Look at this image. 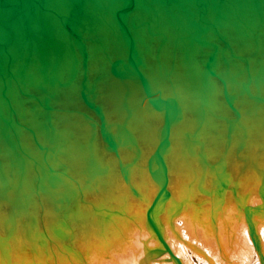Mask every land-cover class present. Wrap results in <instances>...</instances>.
<instances>
[{
    "label": "bare ground",
    "instance_id": "1",
    "mask_svg": "<svg viewBox=\"0 0 264 264\" xmlns=\"http://www.w3.org/2000/svg\"><path fill=\"white\" fill-rule=\"evenodd\" d=\"M0 264H264V0H0Z\"/></svg>",
    "mask_w": 264,
    "mask_h": 264
},
{
    "label": "water",
    "instance_id": "2",
    "mask_svg": "<svg viewBox=\"0 0 264 264\" xmlns=\"http://www.w3.org/2000/svg\"><path fill=\"white\" fill-rule=\"evenodd\" d=\"M70 34H71V33H70ZM72 35H75V37H77V38L80 36L78 32H75V34H72ZM85 57H86V56H85ZM114 63H115V65H117V64L121 63V61H120V59H117ZM83 96L85 97L84 94H83Z\"/></svg>",
    "mask_w": 264,
    "mask_h": 264
},
{
    "label": "rangeland",
    "instance_id": "3",
    "mask_svg": "<svg viewBox=\"0 0 264 264\" xmlns=\"http://www.w3.org/2000/svg\"><path fill=\"white\" fill-rule=\"evenodd\" d=\"M144 9H146V8H144ZM148 9H149V7H148ZM148 11V10H147ZM170 41H173V40H170Z\"/></svg>",
    "mask_w": 264,
    "mask_h": 264
}]
</instances>
